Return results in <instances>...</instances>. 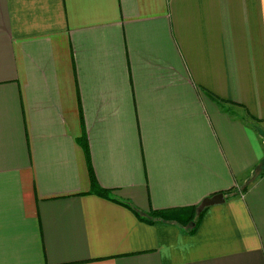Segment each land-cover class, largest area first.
<instances>
[{"label":"crops","instance_id":"0c3cea01","mask_svg":"<svg viewBox=\"0 0 264 264\" xmlns=\"http://www.w3.org/2000/svg\"><path fill=\"white\" fill-rule=\"evenodd\" d=\"M0 264H264V0H0Z\"/></svg>","mask_w":264,"mask_h":264},{"label":"trees","instance_id":"16d2710c","mask_svg":"<svg viewBox=\"0 0 264 264\" xmlns=\"http://www.w3.org/2000/svg\"><path fill=\"white\" fill-rule=\"evenodd\" d=\"M83 146L86 152V158L88 161V168L90 172L89 173L90 180L93 190L98 195L109 197L111 190L98 186V184H96L94 180V176L91 171V166L89 162L88 150L84 140H83ZM224 193L226 195L232 194L231 190L225 191ZM206 208L207 206L200 208V205H190V206L173 207V208H165V209H151L146 217H141L137 211L135 210L133 211L139 218L143 219L146 222L149 223L173 222L176 225L180 226L187 233H193L196 230L197 226L199 225L200 219Z\"/></svg>","mask_w":264,"mask_h":264},{"label":"water","instance_id":"95a60500","mask_svg":"<svg viewBox=\"0 0 264 264\" xmlns=\"http://www.w3.org/2000/svg\"><path fill=\"white\" fill-rule=\"evenodd\" d=\"M225 200L224 194L222 192H218L213 194L212 196H208L203 198V200L200 203V208L214 205V204H220L223 203Z\"/></svg>","mask_w":264,"mask_h":264}]
</instances>
